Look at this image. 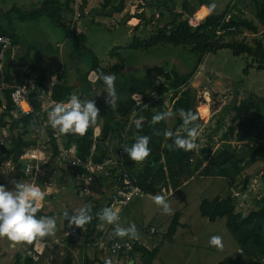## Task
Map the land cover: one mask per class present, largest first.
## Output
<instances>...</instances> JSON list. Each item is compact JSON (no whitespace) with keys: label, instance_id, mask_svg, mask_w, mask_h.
<instances>
[{"label":"trees","instance_id":"1","mask_svg":"<svg viewBox=\"0 0 264 264\" xmlns=\"http://www.w3.org/2000/svg\"><path fill=\"white\" fill-rule=\"evenodd\" d=\"M72 0H39L33 11L27 15H21L20 19L27 20L37 17H46L56 26L66 25L69 18L73 16L71 7ZM88 0H82V8ZM124 0H103L101 8L103 16H111L114 12L123 10ZM215 2L216 0H148L146 8L155 9L159 12V18L156 24L152 26L149 36L133 37L127 47H118L111 50L110 58H116L117 62L105 68L100 65V61L93 59L90 69L97 76L99 73L105 74L111 72L115 75L124 68V59L119 55L120 50H140L147 51L150 48L159 45H171L174 48L189 51L194 57V66L188 72L168 71L165 72L162 66H155L153 71H148L136 78H119L116 85L117 99L115 107H110L107 101L102 97L96 96V90L88 80L87 71L79 79V88L81 99H96V107L99 109L97 122L90 126L83 135L79 134H61L63 146L65 148L75 145L76 156L81 160L90 157L91 147L94 143L93 131L99 126L100 136L96 138L95 151L92 154L94 163H102L109 157L110 146L115 151L118 145L124 141L123 133L126 139L124 145H130L134 142L136 135L150 136L149 147L151 152L144 161H131L124 152V166L132 182L141 188L146 195L153 196L161 194V190L167 193L171 190H177L184 182L193 177L223 178L228 180L231 188L241 178L245 171L244 162L248 161L250 165L257 164L258 160L263 161L264 165V144L259 143V134L256 130L260 124L264 125V98L256 95H250L244 100L232 102L228 105H222L221 116L217 122L215 132L223 126L224 114L232 112L231 120L226 131L221 135L222 142L216 149H213L212 138L209 137V143L201 147L199 154L196 155L193 150L185 152L182 149L172 150L169 145L171 138H166L163 133L172 131L174 135H186L182 128V120L176 113L177 109L183 108L190 110L197 116L196 107L199 103L195 92L194 82L197 70L200 67L204 57L209 53L219 50H229L233 56H247L252 64L258 70L264 69V0H228L225 9L219 11L213 10L196 27H192L188 18L203 5ZM80 6V9H81ZM252 10L253 19L245 17L243 8ZM26 16V17H25ZM152 16L141 19L144 25L148 24ZM201 13L196 16L200 18ZM137 28V27H136ZM244 32L256 35L250 42L245 37L238 39ZM0 34L7 35L15 42L16 37L12 33L0 30ZM243 36V35H242ZM73 39L77 45L86 42L84 34H77L74 30ZM247 66L244 73L247 74ZM15 73L10 74V69ZM159 73L166 80L165 83L157 82L152 79L151 73ZM17 72L13 65L6 62L3 69L4 80L13 85H21L26 78L25 75H16ZM117 79V78H116ZM44 75L41 74L37 80V86L30 94L31 105L34 112L39 111V102L37 96L43 90ZM119 81V82H118ZM98 84L104 86L98 79ZM72 87L68 85L64 75H61L57 82L51 88V98L57 102L66 101L72 95ZM170 93L171 112L175 122L170 130L167 126V118L159 123L152 122V116L157 112L167 111L164 102V96ZM133 94L143 96L142 104L137 105L132 98ZM155 94V97L152 96ZM5 106L0 112V128L9 127L10 144L8 147H1L4 153V160L10 159L17 170L20 168L19 157L24 150L34 146L36 138L26 139L25 135L33 134L41 125L42 121L34 113L27 116L14 115L15 109L10 100V90L3 92ZM237 96V95H236ZM142 105V107H141ZM140 118V123L133 122V119ZM197 120L193 123L196 124ZM140 127L137 128L136 125ZM29 129H31L29 131ZM14 132H17L15 135ZM51 129L47 131L50 137L52 158L59 155L57 144L51 139ZM255 141L251 145L249 141ZM114 145L113 143H117ZM106 143H108L106 145ZM238 143H243V147H238ZM74 172H82L83 169L69 167ZM248 175L243 176V189L247 188ZM107 181L103 177H98L97 182ZM119 180L118 175L113 177L110 185ZM259 180L264 192V168L259 174ZM239 197L228 195L226 197L216 196L212 199H203L199 204V215L208 222H215L218 219L225 220V227L239 246L241 253L248 260V264H264V198L256 199V207L247 212L238 211L237 201ZM86 204L92 209L93 219L88 224V229L84 235L85 243L91 241L94 232L103 222L99 220V209L102 207L100 200L92 201L87 198ZM131 204V203H130ZM124 210V209H123ZM123 212V211H122ZM37 216H47L38 209ZM121 216V215H120ZM180 214L175 213L162 239L153 248H147L137 241L132 242V249L128 253V258L134 260V264H153L157 258L164 242L171 243L178 227L186 228V225L179 223ZM121 219V217H120ZM121 222V220H120ZM98 234H102L101 230ZM98 238V237H97ZM25 247V252L17 255L16 262L19 264L22 257L23 264H41L42 255L37 261L26 254L27 250H33L36 240L31 243L21 242ZM119 256H124L120 252ZM137 260V261H136ZM86 256H82L79 264H92ZM51 264H73V258L68 252L61 261L53 260ZM219 264H243L240 258L226 257Z\"/></svg>","mask_w":264,"mask_h":264},{"label":"rangeland","instance_id":"2","mask_svg":"<svg viewBox=\"0 0 264 264\" xmlns=\"http://www.w3.org/2000/svg\"><path fill=\"white\" fill-rule=\"evenodd\" d=\"M5 1H11L13 4L21 8H24L25 6L27 8L26 4L30 2L26 0L25 4V0H0V2ZM217 1L219 0H216V2ZM222 3L227 4L228 1L225 2V0H222ZM224 4L221 5V7L219 5V11L225 9ZM131 5L132 4L128 5V7ZM26 10H29L28 14L32 11L31 7ZM16 13L20 19L22 12L19 11ZM243 13L245 17L253 19L252 10L250 8L245 9ZM207 15L208 14H206L205 17ZM14 16L16 17V14H14ZM14 16H12V18H14ZM0 20H2L1 16ZM36 20L37 19H31L25 23H18L16 21L15 26L18 31L17 33L20 36V41H22V43L19 44V47H24L26 50H29L27 46L32 47L33 50L31 51L35 53L36 57H38L43 56L48 52L44 49V46H42V42H38L40 40L39 38L47 37L46 30L44 32L47 19L43 18L41 20ZM23 24H25V26H19ZM82 27H84V25ZM120 29L121 28H116V30H113L112 27L104 29L100 26H94L91 23H87V27L84 31L85 36L87 37L85 43L79 46L76 44L73 37L68 38L62 54V66L66 71L71 68L72 73L83 75L84 71L87 70V67L92 63L94 58L100 61V65L109 64V62H111V60L109 61V52L115 48L114 46L123 47L132 40L123 37V32H120ZM260 30L264 31V28L260 27ZM66 31V26L61 25L56 28L55 33L57 34L59 32L61 35L65 36ZM242 35L238 36V39L245 37L248 42L257 37L249 32H244ZM112 42L115 43L112 44ZM118 53L121 58L124 59L125 68L127 69L141 68L146 69V71H153L155 66L164 65V69L166 65L169 67L168 69H178L177 72L183 73L188 72L194 66V57L189 51L174 48L171 45H159L150 48L147 51L120 50ZM113 62L116 63L117 59L114 58ZM171 63L176 65H172ZM249 65L251 66L246 74L244 73V70ZM108 67V65H105V68ZM197 72L194 82L192 81L195 85L192 86H195L197 97L203 91L210 94L211 118L206 125L197 121L196 124L199 125V128L196 140L200 147H204L209 143L208 140L209 137H211L213 142L210 144H213V149H216L221 144V135L228 128L231 115H233L232 112L224 114L223 126L219 131L215 132L217 122L221 116V107L231 104L234 101L238 102L239 100H244L250 95L264 98V69L258 70L256 66L252 64L249 57L233 56L229 50L225 49L206 55ZM142 73L143 71L141 74ZM126 75L130 74H122L120 72L117 73L116 77L120 78L121 76ZM151 78L157 82H166L159 73L152 72ZM152 96L155 97V94ZM169 98L170 93L164 96L167 111L171 110ZM167 121L168 130H170L175 122L174 116L172 115L171 117H168ZM258 134L261 141L257 144H264L263 124H260V127L256 130V135ZM249 142L251 145L255 144V141L253 140ZM237 145L238 147H243V143H238ZM243 164L245 171L232 188L228 180L223 178L195 177L194 180L188 181L185 185L174 191L173 195L168 196L167 202L171 209L170 214L164 213L160 206L156 205L152 197L149 195L143 194L136 196L133 199L127 214V219L135 224L138 237L136 238L139 240L142 239V242L146 243L147 248L151 249L158 244L162 239V236L165 234L175 213H179L180 215L182 213L183 215L179 218V223L189 226L188 229L179 227L172 242L163 243L153 264H219L226 257H238L240 258L241 263L248 264V258L241 253L239 246L226 229L225 220L218 219L211 223L199 215L200 202L203 199H212L216 196L222 198L228 195L239 197L236 206L238 211L247 212L256 207L255 200L259 199L258 197L264 193L259 180V174L263 168L256 170V167H261L263 161L258 160L257 164L254 165H250L248 161H245ZM60 168L61 167L58 169ZM64 168L65 167L63 166L62 169ZM245 175H248L249 179L247 188L243 189L242 179ZM70 180L69 171L64 170L65 183L71 184ZM66 191L67 194L63 191V195H60L65 200H71L70 203L61 205L59 200L57 201L53 199L51 203L44 208L46 213L49 214L48 216L56 217V229L61 233L68 231L72 226L68 224L67 219L64 220L62 215L63 212L67 210L68 214L71 215V212L74 213L76 209L83 207V202L78 198L72 188H66ZM81 198L85 200L84 197ZM120 220L124 226L122 216ZM152 226L155 227L153 229L156 230V233L150 235L148 231ZM212 235H219L222 237L223 246L221 248L209 244V238ZM45 238L47 239L46 241H51L55 237L50 238V236H46ZM1 239L0 264H14L15 255L17 253L20 254L21 252V243L18 242V247H13L10 246L13 244L11 241L6 239V241L1 242ZM51 243L52 244L44 250L40 261L41 264H51L53 260L59 262L68 253V250L62 249L63 247L60 249V247L56 246L59 244L54 242ZM127 259H129L127 260L129 262H134V260L128 258V256ZM104 264L111 263L108 261ZM136 264H138V261Z\"/></svg>","mask_w":264,"mask_h":264},{"label":"crops","instance_id":"3","mask_svg":"<svg viewBox=\"0 0 264 264\" xmlns=\"http://www.w3.org/2000/svg\"><path fill=\"white\" fill-rule=\"evenodd\" d=\"M27 1H30L28 4H26V0H25V4L27 5V8L31 7V9L33 11L35 8V5L38 3L39 0H27ZM138 1L139 0H124L122 11L114 12V13H112L111 16H103L102 15L103 10L101 8L103 0H88L86 2V4L83 6V8L81 6V9H79L80 16H81L80 20H78L74 23V22H72V19L74 18L75 10L73 7V0H72L71 1V7H72L74 13H73L72 18H69L67 24L65 25L66 29H67L65 36L61 35L59 32L56 34L55 32H56V28L58 26L52 24L46 17L42 16V17L34 18L37 20H41L43 18L47 19L46 27L44 28V32H45V30L47 32V35H46L47 37L39 38L40 40L38 42L39 43L42 42V44H43L42 46H44V49L48 52H46L43 56H38V57H36L35 53H33L31 51V50H33L32 47L27 46V48L29 50H26L24 47L23 48L19 47V44H21L22 41H20L21 40L20 36L17 33L18 31H17V28L15 26L16 21L18 23H20V22L25 23L31 19L30 18H28L27 20L19 19L18 14L16 12L21 11L22 15L24 17V15L28 14L29 10H26L27 9L26 6L24 7L25 8L24 9V8H21L15 4H13L11 1L0 2V16L2 17V20H0V30H4L7 33H12L16 37L15 42H12L13 45H12L11 51L7 54L6 62L8 63V65L9 64L13 65V67L15 68V70L17 72L16 75H19V76L25 75L26 78L24 79V81L33 80L35 82L36 86H37V83H36L37 78L41 74H43L44 75V81H43V86H44L43 90L44 91L51 90L52 86L57 82L59 77L61 75H64L66 82L73 89L72 94H76L79 96V94H80V90H78L79 79L87 71L89 72V69H90L92 63L89 64V66L87 67V70L84 71L83 75L82 74L80 75L77 73H72L71 68H69L66 71V69L62 66V54H63V51H64V48H65V45L67 43L68 38L72 37L73 30L77 34H84L85 35L84 31L87 27V23L88 24L91 23L94 26H100L104 29H107V28L109 29L112 27L113 30H116V28H121L120 32H123V37H125L126 39H132V37H134V36L147 38L149 36V33L151 31V28H152V26L150 25V22L152 19L146 25H144V23H143V21H141V19H143L144 17L152 16V14L155 12V9L152 8V9L148 10L146 8L148 0H142L144 2V5H141L140 3H138ZM226 1H228V0H225V2ZM217 2L215 3L216 9L219 10V5L221 7V5H223L224 3H222V0H219ZM130 4H132V5L130 7H128V5H130ZM224 6H226V3L224 4ZM245 9H248V8L244 7L242 10L244 11ZM14 14H16V17L14 16ZM12 16H14L15 19L12 18ZM134 21H135V23H134ZM83 25H84V27H82ZM19 26H25V24L19 25ZM86 39H87V37H86ZM32 42H33V40H32ZM114 43L115 42H112V44H114ZM130 43L128 42V44L126 46H123V48L127 47ZM114 47H115L114 49L118 48L117 46H114ZM110 60H111V62H109V64L108 63L102 64L101 66L105 67V65L109 66V65L113 64L114 63L113 58H110L109 61ZM171 64L176 65L173 63H171ZM168 68L169 67H167L165 65L164 71L165 72L176 71V70H171ZM92 71L93 70L90 69V72H92ZM142 71H143L142 74L148 72V71H146V69H141V68L140 69L139 68L127 69L124 66L121 73L122 74L127 73L130 75L121 76V78H125V79L130 78V77L136 78V77H139L142 75L141 74ZM13 73H15V72L11 68L10 74H13ZM195 77H196V75H195ZM116 78L117 79L115 80V83H117V80L119 79L118 77H116ZM100 87H102V86L100 84H97L96 88L100 89ZM44 91H42V92H44ZM133 95L136 97H141L142 101H143V98H144L143 96H141L139 94H133ZM102 98H103V100L107 101L106 95L103 94ZM4 106H5L4 96L2 94H0V112ZM141 107H142V105H141ZM14 115H15V112H14ZM141 121L142 120L140 118L134 117V119H133V122H135V123H140ZM96 127H99V126H96ZM30 130L31 129H29V131ZM1 132H2V128H0V139L2 138ZM38 134H39V131L37 129L33 134L25 135V138L26 139L33 138V137L38 138L39 137ZM123 138L126 139L125 133H123ZM9 144H10V142L5 147H8ZM113 144L118 145L119 143L117 141V143H113ZM57 160H60L58 156L56 158H52V155L49 156L48 169L57 172L56 179H58V180L55 179L56 182H54V185L51 187L52 192L50 194H47L46 189H45L46 187L41 180L33 181V179L30 176H27L23 173V169H22L21 165H20L19 170H17L15 168V166L12 164L10 159L4 160V153L0 150V184H4L5 187L8 189H11L13 187V185L10 183V181H16V182H21V183H33L34 182V183L39 184L41 186L42 190L45 192V196L48 198L47 201H45L41 204V206L39 207V210H41L47 216L49 214L46 213L44 208H45V206H48L53 199H55L57 201L59 200L61 205H65L66 203H70L71 200H68V199L65 200L60 195V194L63 195V191H65L67 194L66 188H72L73 191L77 194L78 198H80L81 201L83 202L82 206H84L86 204V202H85L86 199L84 200L83 198H81L82 196L79 195L78 187H76V180L73 177V172L69 169V167L66 164H64L63 162H60V161H59L60 163H58ZM63 166L65 167L64 169H62ZM59 167H61V168L58 169ZM66 167H67V169H66ZM64 170L69 171L71 184L65 183V181H64ZM194 178L195 177L191 178L188 181H192V180H194ZM187 182H184L181 186L185 185ZM99 184H100L99 186L103 189V194L99 197L100 198L99 200L103 201V200H105V198L107 196L110 195L111 185H110L109 181H106V183H105L104 180L102 181V183L99 182ZM174 191H176V190L170 189L168 191L167 195L168 196L173 195ZM168 196L166 197L167 199H168ZM61 200H62V202H61ZM131 204L128 207H126L123 210V212L121 213L122 221H123L125 227L131 222L130 220L127 219V214L129 212ZM182 215L183 214L181 213L180 217H182ZM88 224L89 223L85 224L87 226V229H88ZM120 224H121V226H123L122 222H120ZM181 225H185V224H181ZM74 226L75 225H72L68 231L62 232V233L59 232L58 229H56L55 233L53 235H50V238L55 237L51 241H46L47 239L45 237H43L44 239L38 238L36 240V242H39V241L45 242L46 248H48L49 245L52 244L51 242L59 244L56 246L60 247V249H61V247H63L62 249H66V250H68V252L71 253L72 258H73V264H79L82 260V256L83 257L86 256L91 261H94L92 264H104V263H107L108 261L111 264H121V263H123V264H134V262L132 263L131 261L130 262L127 261V260H129V259H127L128 253H124V256H119L120 252L123 253V251L121 249L119 250V252L117 254H111L109 247H110V244L112 243L113 240L130 242L131 245H132V242L134 243L135 241H137L141 245L147 247L146 243L142 242V239L141 240L137 239L138 237L133 239V238H129L128 236H125V237L115 236L113 234V229L111 227H109L104 221L98 226V230H96L94 232L93 236L91 237V241L85 243L84 235L86 234V232H80L78 234V236H76V237L68 234ZM180 227H182V226H180ZM188 227L189 226L186 225V228H184V229H188ZM153 228H155V227L152 226L150 229H153ZM99 230H101L102 234H98ZM148 233L150 235H153L156 233V230H154L153 233L148 231ZM0 239L2 242V241H6L7 238L0 237ZM11 243H13V242H11ZM10 246H13V247L17 246L18 247L17 243H15V244L13 243ZM20 246H21V252L24 253L26 247L22 243ZM21 252H20V254H22ZM17 255H18V253L15 255V262H16V260H18ZM20 260L21 261L19 264H23L22 257Z\"/></svg>","mask_w":264,"mask_h":264},{"label":"built area","instance_id":"4","mask_svg":"<svg viewBox=\"0 0 264 264\" xmlns=\"http://www.w3.org/2000/svg\"><path fill=\"white\" fill-rule=\"evenodd\" d=\"M82 0H73V7L75 10L74 18L72 22H76L80 20V6ZM138 3L144 5L142 0H139ZM202 11V6L195 12L192 17L188 18V22L192 27H196L205 15H201L200 18H196L198 14ZM154 17L152 18L150 25L154 26L156 24V20L159 18V12L155 11ZM73 23V24H74ZM0 37L4 39H0V94L3 95V92L6 90H10V100L15 109L16 113L20 115L27 116L29 114L34 113L37 117H39L42 121L41 125L38 128L39 134L38 138L36 137V142L34 146H31L24 150L23 154L19 157V163L23 169V173L27 176H30L33 181L41 180L45 185L46 193L50 194L52 192L51 187L54 185L56 179V171L48 169V159L49 156L52 155L50 137L47 134V131L51 129V139H54L57 148L59 151V159L58 163L63 162L68 167L83 169L82 172H74L73 177L76 180V187H78L79 195L84 197L85 199L89 198L92 201L99 200L100 196L103 194V189L99 186L100 184L97 182L98 177H103L107 181H110L118 175V179L113 186L110 187V195L105 198L102 202V207L99 209L98 213L102 211L105 207H111L113 210H118V215L120 217L123 209L128 207L130 203L136 196L143 195L141 188L135 185L130 179L127 171L124 166V151L122 147L124 146V141H122L118 148L113 151L112 146H110L109 157L105 159L102 163H94L92 159V154L95 151L96 138L100 136L99 127H95L93 131V139L94 143L91 147V154L86 160H81L76 156V147L75 145H71L68 148L63 146V142L60 136L55 129L51 128L48 123L47 113L50 108L53 106V100L51 98V90L44 91L37 96L36 100L39 102V111L34 112V109L31 105L30 94L32 91L36 89V84L33 80H26L21 85H13L9 84L4 80L3 69L6 63L7 54L12 49V40L7 35L0 34ZM88 80L92 84L94 90H96V96L102 97V95H106L104 86L96 88L98 84V76L92 71L88 74ZM98 89V90H97ZM210 94L208 92H201L199 94V103L197 104L196 111L199 122L202 124H207L211 118L210 112ZM132 98L136 101L137 105L142 104V98L132 96ZM201 100V101H200ZM96 103V99H94ZM57 102V101H56ZM10 130L9 127L2 128V138L0 139V147H5L10 142ZM197 139V137H196ZM198 148L193 149L196 155L199 154L200 146L198 141L196 140ZM108 143H106L107 145ZM60 161V162H59ZM106 183V181H105ZM164 195H167V192L164 191ZM153 197V196H151ZM259 199L264 198V193L258 197ZM120 224V220L118 221ZM109 227L114 229L113 224H107ZM121 225V224H120ZM81 229V230H80ZM87 226L84 225L82 228L74 226L69 235L74 237L78 236L80 232H86ZM149 232L153 233L154 229H150ZM46 248L45 242H36L33 250H27L26 254L29 255L33 260L37 261L39 256L42 255L44 249ZM110 252L111 254H117L121 249L123 253H129L132 249V245L130 242L113 240L110 244Z\"/></svg>","mask_w":264,"mask_h":264},{"label":"clouds","instance_id":"5","mask_svg":"<svg viewBox=\"0 0 264 264\" xmlns=\"http://www.w3.org/2000/svg\"><path fill=\"white\" fill-rule=\"evenodd\" d=\"M215 7V2L203 5L201 15L211 14ZM0 39L4 38L0 37ZM98 79L104 85L107 103L110 107H115L117 99L116 75L111 72L107 74L101 72L98 74ZM52 103L53 106L47 113V119L51 128L58 133L83 135L90 126L97 122L99 109L96 107L94 99H81L78 95L72 94L66 101H53ZM176 113L182 120V128L186 135H174L172 131H165L163 135L166 138H171L169 147L172 150L182 149L185 152L198 148L196 137L199 125L193 123L197 120L196 114L183 108L177 109ZM172 115L171 111L157 112L151 119L153 123H159ZM136 127L139 128L140 125L137 124ZM149 141L150 136L138 134L133 143L124 145L122 149L131 161H144L151 152ZM10 183L13 185L11 189L0 184V237H6L15 244L18 242L31 243L38 238L53 235L56 230V217L36 215L46 197L41 186L34 182L10 181ZM164 191L162 189L161 194L153 195L152 199L164 213L170 214L171 209L166 195L163 194ZM62 215L64 220L67 219L69 225L79 228L93 219L92 209L87 204L76 209L74 213L71 212V215L67 210ZM96 215L106 224L114 225L113 234L115 236H128L133 239L137 237L134 223L130 222L126 227L118 223L120 220L118 210L105 207ZM209 244L221 248L223 246L222 237L212 235L209 238Z\"/></svg>","mask_w":264,"mask_h":264},{"label":"water","instance_id":"6","mask_svg":"<svg viewBox=\"0 0 264 264\" xmlns=\"http://www.w3.org/2000/svg\"><path fill=\"white\" fill-rule=\"evenodd\" d=\"M15 135H17V132H15ZM260 168H264V165H262L261 167H260V166L256 167V170H258V169H260ZM47 200H48V198L45 197V201H47Z\"/></svg>","mask_w":264,"mask_h":264}]
</instances>
